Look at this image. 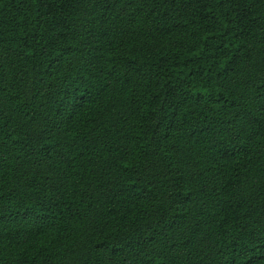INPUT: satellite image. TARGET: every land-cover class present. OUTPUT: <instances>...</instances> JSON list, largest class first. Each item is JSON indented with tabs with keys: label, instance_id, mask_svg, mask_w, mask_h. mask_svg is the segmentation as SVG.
<instances>
[{
	"label": "trees",
	"instance_id": "16d2710c",
	"mask_svg": "<svg viewBox=\"0 0 264 264\" xmlns=\"http://www.w3.org/2000/svg\"><path fill=\"white\" fill-rule=\"evenodd\" d=\"M0 264H264V0H0Z\"/></svg>",
	"mask_w": 264,
	"mask_h": 264
}]
</instances>
